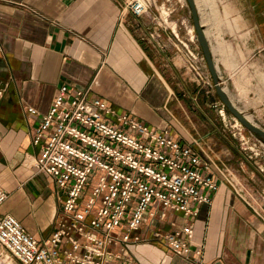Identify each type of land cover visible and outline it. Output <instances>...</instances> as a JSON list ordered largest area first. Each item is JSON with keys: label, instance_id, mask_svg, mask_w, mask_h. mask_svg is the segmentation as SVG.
<instances>
[{"label": "crops", "instance_id": "0c3cea01", "mask_svg": "<svg viewBox=\"0 0 264 264\" xmlns=\"http://www.w3.org/2000/svg\"><path fill=\"white\" fill-rule=\"evenodd\" d=\"M243 1L242 47L222 53L209 43L220 84L264 128L258 71L264 65V0ZM124 2L0 0V187L7 192L0 213L18 217L38 239L52 233L59 198L51 177L33 165L39 151L33 134L62 84L89 88L117 113L190 146L209 164L202 171L217 181L210 204H201L197 216L168 210L164 219L149 217L142 224L143 240L129 245L136 264H264V150L254 141L243 148L241 132L219 113L209 71L213 86L206 89L157 13L138 16ZM28 106L37 114L30 115ZM239 160L241 182L233 175ZM172 222H193L192 245L203 246L200 255L174 254L154 238L156 230H172Z\"/></svg>", "mask_w": 264, "mask_h": 264}, {"label": "built area", "instance_id": "2783aa9c", "mask_svg": "<svg viewBox=\"0 0 264 264\" xmlns=\"http://www.w3.org/2000/svg\"><path fill=\"white\" fill-rule=\"evenodd\" d=\"M153 3L125 0L124 5L140 16ZM169 14L160 11V24L180 42L195 79L211 85L193 30H188L187 41L181 40ZM3 92L0 86V98ZM27 111L37 114L32 106ZM219 113L224 115L223 107ZM235 126L240 132L241 125ZM257 142L264 150L263 140ZM33 143L39 145L33 158L36 171L56 186L55 226L49 236L38 239L18 217L0 213V264H136L129 245L143 240L139 231L149 217L164 219L172 210L193 218L201 204H210L217 188V181L202 171L209 164L190 146L129 113H117L89 88L62 84L35 127ZM247 143L242 136L244 149ZM6 198L0 187V207ZM172 225V230H156L153 236L174 254L200 255L203 246L192 245L193 222Z\"/></svg>", "mask_w": 264, "mask_h": 264}, {"label": "rangeland", "instance_id": "374dc122", "mask_svg": "<svg viewBox=\"0 0 264 264\" xmlns=\"http://www.w3.org/2000/svg\"><path fill=\"white\" fill-rule=\"evenodd\" d=\"M196 1H197V8L199 11V15L203 24V28L206 31L208 39L212 42L214 49L219 48L221 49L222 53H227V51L232 52L234 47L236 48H239L240 46L242 47V44L245 43L247 37V34L245 33L244 30L245 21L241 13L244 1L243 0H196ZM156 8L158 9V11L169 10L170 14L168 16V19L173 22H176L178 33L180 34V36H182V38L187 40L189 37L188 30L192 29L196 41L195 30L192 24V17L186 0H154V3L152 4L150 11L155 12L158 15V11L156 10ZM242 52L244 54V51ZM258 71L260 73L261 80L264 81V65L261 64V67L258 68ZM212 82L210 85L197 81V83L200 86H203L206 89L213 86ZM217 107L218 109L223 107L224 109L223 118H225L227 121H232L233 124H235L236 122L235 118L226 109V107L222 105L220 100H217ZM240 127H241L240 138H242V136H244L245 139H248L247 137H251L250 135L251 133L248 130H246L242 126ZM235 128L237 129L239 128V126ZM252 138L248 139L247 146H250L249 144H251V142L254 141L257 147L262 150V146H260V144L257 142L258 137L252 135ZM242 162H243L242 160H239L236 166L237 169L233 174L237 182H241V179L243 177ZM256 166H258V164ZM226 177L227 176H225V179ZM160 232L163 233L162 230H160ZM154 238L159 240V238L157 237Z\"/></svg>", "mask_w": 264, "mask_h": 264}, {"label": "water", "instance_id": "95a60500", "mask_svg": "<svg viewBox=\"0 0 264 264\" xmlns=\"http://www.w3.org/2000/svg\"><path fill=\"white\" fill-rule=\"evenodd\" d=\"M190 9L192 24L195 30L196 41L202 51L205 59L208 71L211 75L215 91L226 109L232 114V116L239 122V124L248 130L253 135L257 136L264 141V128L255 123L247 115L243 114L232 102L226 90L220 84L217 65L213 59L209 39L206 31L203 28L199 11L197 8L196 0H186Z\"/></svg>", "mask_w": 264, "mask_h": 264}, {"label": "bare ground", "instance_id": "6f19581e", "mask_svg": "<svg viewBox=\"0 0 264 264\" xmlns=\"http://www.w3.org/2000/svg\"><path fill=\"white\" fill-rule=\"evenodd\" d=\"M236 120V119H235ZM237 123H239L237 120H236Z\"/></svg>", "mask_w": 264, "mask_h": 264}]
</instances>
